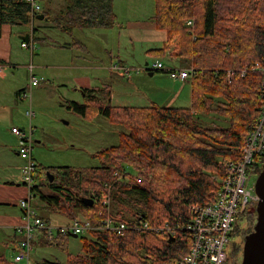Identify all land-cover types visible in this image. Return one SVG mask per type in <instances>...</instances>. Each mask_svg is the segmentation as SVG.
Instances as JSON below:
<instances>
[{
    "label": "trees",
    "instance_id": "1",
    "mask_svg": "<svg viewBox=\"0 0 264 264\" xmlns=\"http://www.w3.org/2000/svg\"><path fill=\"white\" fill-rule=\"evenodd\" d=\"M155 3L156 27L168 37L161 48L147 53L153 57L169 53L183 62L181 68L196 70L187 81L192 88L191 106H113L110 86L83 90L86 103L71 101L66 106L69 111L89 120L107 118L125 131L119 133L117 145L94 154L99 167L38 166L40 183L31 192L35 197L38 193L43 204L37 212L41 219L51 223L43 214L51 213L101 225L105 217H112L131 226L142 219L152 228L168 225L176 229L191 220L185 205L206 207L217 202L226 177L219 161L240 159V149L261 114L262 76L251 72L243 77L236 72L229 82L227 70L263 61L264 0ZM43 15L67 33L75 28H112L118 19L114 0H67L58 15L46 8ZM37 20H32L27 0H0V23L33 27ZM188 21L193 24L187 25ZM73 46L88 51L78 39ZM210 116L223 117L228 124L204 125ZM260 171L261 166L256 175ZM43 187L47 193L41 191ZM82 198L93 199L94 205H85ZM242 221L240 218L234 236ZM87 234L79 236L83 238L82 253L69 254L66 264H177L187 257L192 242L183 230L174 235L150 230H129L122 236L103 231ZM70 238L58 235L44 238V243L66 251ZM0 264L14 263L0 254Z\"/></svg>",
    "mask_w": 264,
    "mask_h": 264
},
{
    "label": "rangeland",
    "instance_id": "2",
    "mask_svg": "<svg viewBox=\"0 0 264 264\" xmlns=\"http://www.w3.org/2000/svg\"><path fill=\"white\" fill-rule=\"evenodd\" d=\"M39 1L42 5L43 1ZM66 2L67 0H65V2H62L61 0H51L50 2H48V0H44L45 6H42V11L38 15L43 14L44 9L46 8L48 12H52L53 16H56L59 14L61 8L66 4ZM114 8L118 17L117 24L113 28L103 31L106 35L105 39L88 35L90 34L89 32L92 31H79L77 30L78 28H75L70 33L60 32L57 31V29L47 28V22H44L42 26H39V22L37 21L36 23L38 39L36 40V45L33 47L34 53L32 51L24 49L25 53L23 56V62H20L26 63L30 66L32 62L35 65H38L39 61L43 60L46 63V66L54 65L56 64L54 59L57 58L55 53L58 52L62 59H65L69 63L73 61L74 64H83V60H88L89 65L97 66L101 65L102 60V63L105 67L104 72H93V75L99 77L100 79L95 80L94 78H91V81L95 83V88H100L105 83V85L123 83L131 87L135 86L137 89L144 88L147 92L152 87L171 89L164 82H168L167 80H165L167 79L164 76L166 74L156 72L155 75L151 77L150 72L148 70L158 59L150 54H147V52L148 50L155 48L157 44L154 43L148 45L147 41L142 40L141 42H137L138 40L134 38V36L138 35L139 31L153 29L152 25L154 24L155 19L154 14L156 13V4L154 0H114ZM14 28L15 34L17 35L14 37V40L16 43L19 44L20 47V32L29 30L30 27H24L23 30L16 27ZM25 36H28V40L26 41L23 39L22 43L24 44L29 43L31 39L30 34ZM73 37L74 40L80 39V41H82L83 43L91 45L93 47L107 45L108 52L99 51L97 54L98 58L93 60L87 55L77 50L60 52L51 46L65 44L67 42L70 43ZM40 38H42L43 40H41ZM130 38L136 41L134 42V44L137 43L135 49L131 45ZM31 53L34 54L33 59ZM74 56H83L85 58L79 59ZM161 61L165 67L171 68L169 67L172 65V60L170 58L164 57ZM146 63H148L149 68L147 67ZM114 65H124L126 67V70H124V75L119 72L120 69L116 72L110 69L111 66ZM25 69L20 68L17 73L19 79L18 85H24L27 88L29 84H27L28 68L25 67ZM51 74L52 73L50 72V70H47L45 72L36 71L37 77H39V79H42L41 77L45 76L46 81L44 83H41L42 85L36 87V89L34 90H37L38 88H47L48 90L41 91V94L36 99L34 98L32 100L31 106L30 98L27 99L25 102L26 107L23 112H20V114L17 111H14L13 116L10 115L6 117L5 122L3 120V126L8 130H11L12 126H17L18 128L24 131H29L31 127V119L27 115V111L30 109V107H32V110L35 112V116L33 117L31 123L34 129L33 159L35 158V163L37 164L38 162L41 169L49 167L48 165H52L51 167L68 166L77 169H89L99 167L100 161L94 158V154L104 148H108L112 145H117L120 139L119 133L125 131V129L121 126L112 124V122L107 118L99 117L93 120L84 119L78 116L77 114L73 113L72 111H69L67 108H62L60 106L61 102H63L64 104H68L71 101H74L81 104H85L86 98L81 93L74 91L75 86L71 83L68 87L69 91L66 92L65 90H62V87L57 85L52 80V78L50 77ZM159 75L162 76L159 77ZM108 78H110V80H108ZM98 80H102V82H99ZM84 84H86V82ZM62 95H65L66 100H64ZM147 95L149 96V93H147ZM210 117H206L207 119L206 122L203 123L204 125L226 127V120L223 117ZM97 119L99 121H97ZM226 123L228 124V122ZM45 132H47L48 139L43 141L42 144H36V140L38 141L40 139V136ZM41 155H46V157H42ZM9 161H11L10 158L7 159V162ZM20 161L21 163H23L21 167H25L26 161L23 158L20 159ZM10 165L12 166L13 162H10ZM258 175L256 176L255 180V192ZM20 180L24 186L20 183V185L14 184L0 186V201L10 203L11 205H16L19 202L24 201V198H28V188L22 181V171L20 175ZM39 183V178H36L35 184ZM41 191L44 193L48 192L47 189L44 187L41 188ZM34 199L36 202L39 201L38 193L36 194V197ZM34 199L32 201L33 204ZM107 205H109V203ZM253 206L254 205L250 203L247 207L245 215L238 216L236 218L233 224V228L229 234V237H227L229 238L225 246L227 260L223 264L241 263L243 257V237L239 235L251 230L252 225L254 230L257 219L258 203L256 206V210ZM20 208L23 212L21 205ZM40 208L41 207H39V209ZM43 214L44 217L48 218L53 222L52 224H54V221L58 223L68 222V219L63 215L51 213ZM109 215H112L111 212ZM240 218H242L243 221L241 222L240 229L236 231V236H234L233 232L236 230ZM72 235L75 234H70L71 237ZM85 235L88 234H83L82 236ZM23 240L24 236L20 238L19 242ZM15 242L16 241L14 239L13 243ZM69 242L70 243L68 249L64 251L56 247L46 245L44 243V238L39 236L33 242V250L30 253V259L21 263L15 262V255L18 245L15 250L12 247L1 248L0 254H4L6 258L14 264H46L45 261L66 264L69 259V254L75 256L82 253L83 238L78 237L75 239L72 237L70 238Z\"/></svg>",
    "mask_w": 264,
    "mask_h": 264
},
{
    "label": "built area",
    "instance_id": "3",
    "mask_svg": "<svg viewBox=\"0 0 264 264\" xmlns=\"http://www.w3.org/2000/svg\"><path fill=\"white\" fill-rule=\"evenodd\" d=\"M31 6V18L35 20L42 11L39 0H27ZM193 21H188L187 25H192ZM22 47L34 50V45L22 43ZM149 68V65L147 66ZM149 69L167 71V74L174 81L187 82L193 75H196L194 68H167L161 60H157ZM5 68L0 66V72ZM239 72L243 77L251 72H257L262 76L261 114L254 125V129L248 135L245 145L240 149L241 157L238 161L221 159L219 165L225 169V178L222 191L217 202L211 206L185 205L191 220L185 226L176 229L168 225L161 228H152L148 222L139 221V225L131 226L123 221L114 220L112 217H105L101 225L92 224L84 218H74L65 225H55L41 219L32 203L35 198L31 192L35 185L38 165L33 159L34 130L24 131L18 127H13L12 132L19 140V154L26 161V166L22 170V181L29 189L27 199L20 202L23 209L22 224L20 231L24 240L18 243L15 262L21 263L30 259L33 250V242L37 237L53 239L58 235L76 234L78 236L93 231H103L110 235H124L129 230L167 231L174 235L176 230H183L191 236L190 252L184 260L177 264H223L227 260L225 251L227 237L233 228V224L238 216H244L248 205L251 203L256 210L259 197L255 192L256 170L262 166L264 160V59L256 62L252 66H238L227 70V78L231 82L234 73ZM41 80L32 73L29 88L23 93V97L31 99L32 89L40 84ZM30 119L35 116L32 107L27 111ZM128 179V176L126 177ZM141 181V179H139ZM35 200V199H34ZM107 205L108 201H104Z\"/></svg>",
    "mask_w": 264,
    "mask_h": 264
},
{
    "label": "crops",
    "instance_id": "4",
    "mask_svg": "<svg viewBox=\"0 0 264 264\" xmlns=\"http://www.w3.org/2000/svg\"><path fill=\"white\" fill-rule=\"evenodd\" d=\"M42 1H43V7H44L45 6L44 0ZM50 1L51 0H48V2ZM61 1L65 2V0H61ZM64 6L61 8V10L64 9ZM155 15L156 13L154 14V18H155ZM37 21L39 22V26H42L44 22H47L48 23L47 28L57 29V31L64 32L60 30L59 28H57L49 20H37ZM36 22H34L33 25H35V28L37 29ZM14 27L20 28L21 30H23L24 28V27L13 26L8 22L0 23V66L5 68V71L3 73L0 72V186L14 185V184H19V183L22 184L20 180V175H21V171L24 166L21 167L23 163H21L20 159L22 158L20 157L18 153L19 140L13 134L12 129L11 130L6 129L3 126V124L6 120V117L10 115L13 116L14 111H17L18 113L20 112L22 113L26 107L25 102L27 99L24 98L22 95L29 88L28 83L30 82L31 67L33 69L32 73L35 76H37L36 71L45 72L47 70H50V72L52 73L50 77L57 85L62 87L61 88L62 90H65L66 92L69 91L68 87H69V84L71 83L75 86L74 91L81 93L83 96H85V94L82 93L83 90L95 88V85H94L95 83L91 81V78H94L95 80L100 79L99 77L93 75V72H100V71L104 72L105 70L102 60H101V65H97V66L89 65L88 60H83L82 61L83 64H74L73 61L69 63L65 59H62L58 52L55 53L57 58L54 59V61L56 62V64L54 65L46 66L45 65L46 63L43 60L39 61L38 65H35L33 62L30 66L26 63H21L23 62V56L25 53L24 49L31 51L29 48L22 47L23 37L25 35L30 34L31 39H30L29 44L35 46L36 40L38 39L37 30L35 31L34 26H33V27H30L29 30L20 32L19 39L21 40V44L19 47V44L16 43L14 40V37L17 36L15 34ZM152 27L153 29L139 31L138 35L134 36V38L138 40L137 42H141L142 40H145L147 41L148 45L155 43L157 44V46L153 49H157L158 47H161L164 45V43L167 41L168 36L164 30L157 29L155 19H154V24L152 25ZM108 29L110 28H107V29H90V28L80 29L78 28L77 30L92 31V32H89L90 34L88 35L105 39L106 35L104 34L103 31L108 30ZM134 29H137V28H134ZM40 39L43 40L42 38ZM73 40H74V37L70 43L67 42L65 44L51 45V46L60 52L77 50L87 55L89 58L93 60L98 58L97 54L99 51L108 52L107 45L93 47L91 45H87L83 43L82 41L81 42L87 47L88 51L86 49H82L81 46H80V49L82 50H79L73 46V42H74ZM130 42H131L132 47H134L135 49L137 43L134 44V42L136 41L130 38ZM153 49H150V50H153ZM32 52L34 53V50ZM33 53H31L32 59L34 58ZM74 57L79 58V59L85 58L83 56H74ZM164 57H168L172 60L171 62L172 65L169 66L171 68H181L184 66L183 62L178 58H171L170 56H168V54ZM164 57H155V58L162 60ZM25 67L28 68L27 88L24 85H18L19 79H18L17 73L20 70V68L25 69ZM110 69H112L115 72L120 69L119 72L124 75V70H126V67L124 65H121V66L114 65V66H111ZM149 72H150L151 77H153L156 73L155 70H149ZM161 76L162 75H159V77ZM164 76L167 78L165 80L168 81V82L166 81L164 82L171 89L152 87L147 92L144 88L137 89L135 86L131 87L123 83H118V84L114 83L113 85H105L106 84L105 83L102 87L110 86L112 88L113 93L111 96V101H112L113 106L151 107L153 105H158L161 107L177 106L181 108H189L192 103V98H191L192 88H191L190 82L174 81L167 74ZM41 78H42L40 79L41 82L37 87H39L40 85H42L41 83H44L46 81L45 76ZM110 78H108V80H110ZM98 81L102 82V80H98ZM85 82L86 84H84ZM34 89H36V87L32 89L30 106H31L32 100L34 98L36 99L41 94V91L48 90L47 88H38L37 90H34ZM147 93H149V96L147 95ZM62 97L64 98V100H66L65 95H62ZM60 106L66 109L67 103L64 104L63 102H61ZM32 120L33 119L30 120L31 123H32ZM97 121L99 120L97 119ZM31 123H30V126L32 127ZM13 127H17V126H12V128ZM46 139H48L47 132L43 133L40 136V139L38 141L36 140V144H42L43 141H45ZM41 156L46 157V155H41ZM8 158H10L11 161L7 162ZM10 162H13L12 166L10 165ZM37 164L39 166L38 162ZM48 166L51 167L52 165H48ZM73 166H76V165H73ZM28 193H29V189H28ZM34 206H35V209L38 211L39 207H42L43 204L41 203L40 200L37 202L34 200ZM50 222L53 223L51 220ZM68 223H70V220H68L67 223H58L54 221V224H58V225H64ZM21 224H22V211L20 208V202L16 205H11L10 203H5L4 201H0V250L1 248H5V247L6 248L12 247L14 248V250L17 248L19 240L23 236L19 228ZM14 239L16 241L15 243H13Z\"/></svg>",
    "mask_w": 264,
    "mask_h": 264
},
{
    "label": "water",
    "instance_id": "5",
    "mask_svg": "<svg viewBox=\"0 0 264 264\" xmlns=\"http://www.w3.org/2000/svg\"><path fill=\"white\" fill-rule=\"evenodd\" d=\"M44 18L45 15L43 14L37 17L38 20H44ZM23 39L27 41L28 36H25ZM146 65H148V63ZM82 93L84 94L83 91ZM256 192L260 199L257 206L256 224L254 230L245 238L243 257L240 264H264V162L262 170L257 178ZM82 201L89 207L94 205L93 199L82 198ZM72 237L76 239L79 236L75 234L72 235Z\"/></svg>",
    "mask_w": 264,
    "mask_h": 264
},
{
    "label": "flooded vegetation",
    "instance_id": "6",
    "mask_svg": "<svg viewBox=\"0 0 264 264\" xmlns=\"http://www.w3.org/2000/svg\"><path fill=\"white\" fill-rule=\"evenodd\" d=\"M251 230L249 231H246V233H242L240 234L239 236H242L243 237V245H244V242H245V237L253 230V225L251 226Z\"/></svg>",
    "mask_w": 264,
    "mask_h": 264
}]
</instances>
